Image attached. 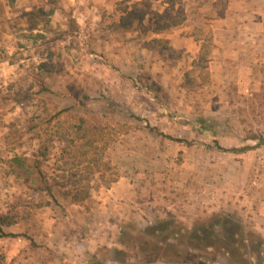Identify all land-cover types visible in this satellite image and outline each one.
I'll use <instances>...</instances> for the list:
<instances>
[{
    "label": "rangeland",
    "instance_id": "1",
    "mask_svg": "<svg viewBox=\"0 0 264 264\" xmlns=\"http://www.w3.org/2000/svg\"><path fill=\"white\" fill-rule=\"evenodd\" d=\"M80 116L103 134L96 156L107 143L110 186L64 151L57 119ZM215 214L264 239V0H0V216L14 221L0 264H230L150 261L131 243L156 220Z\"/></svg>",
    "mask_w": 264,
    "mask_h": 264
},
{
    "label": "trees",
    "instance_id": "2",
    "mask_svg": "<svg viewBox=\"0 0 264 264\" xmlns=\"http://www.w3.org/2000/svg\"><path fill=\"white\" fill-rule=\"evenodd\" d=\"M169 3L170 0H164ZM139 2L134 3V6ZM128 9V8H127ZM128 17L125 16L122 20H130L135 15L139 20H142L146 12L132 11L128 12ZM179 22H168L156 28V33L170 27ZM161 41L162 39H156ZM202 41L198 58L195 61L197 67H203L209 59L211 54V46L213 44V36L210 34L206 39H199ZM68 111L64 109L59 111L56 117H60L62 113ZM48 124H52L49 120ZM58 123L62 126L66 146L64 151L69 147H75L81 155L87 157L88 165L90 166L89 176L87 180H91L94 175H98L102 181H106V186H110L113 182L117 181L118 174L115 166L110 161L105 160L103 157L107 149V143L104 142L101 146V156H96L95 151L98 149V143L103 139L102 132L91 133L87 130L88 120L80 116L77 118L76 126L63 125L60 118L57 119ZM70 125V124H69ZM224 149V148H223ZM248 148H231L229 151H244ZM46 151L42 152L45 155ZM17 159V158H16ZM22 165V169H24ZM23 171L21 174H26ZM77 187V185H74ZM51 192L52 188L47 187ZM78 192L73 194V201L78 202L87 198L88 189L80 188ZM14 221L9 216H0V223L10 225ZM124 234V233H122ZM9 233L3 232L0 227V236H7ZM134 247L141 251L150 261L162 260L167 263H193V253L205 252L214 250L223 254L228 263L230 264H264V239L260 238L254 231H246L243 224L239 221L232 219L230 216L215 214L208 220L197 222L192 227H185L179 225L172 219H159L155 222L148 224L143 229H138L132 236ZM185 247V248H182ZM118 251V250H117ZM147 259V260H148ZM120 264L124 260L117 259ZM90 264H105L102 261H94Z\"/></svg>",
    "mask_w": 264,
    "mask_h": 264
},
{
    "label": "crops",
    "instance_id": "3",
    "mask_svg": "<svg viewBox=\"0 0 264 264\" xmlns=\"http://www.w3.org/2000/svg\"><path fill=\"white\" fill-rule=\"evenodd\" d=\"M252 22H254L255 25H259V20H253ZM248 23H251V22L247 21L246 23L247 26H248Z\"/></svg>",
    "mask_w": 264,
    "mask_h": 264
}]
</instances>
